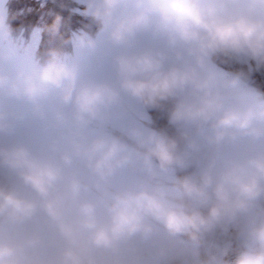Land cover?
Listing matches in <instances>:
<instances>
[{"label": "clouds", "instance_id": "1", "mask_svg": "<svg viewBox=\"0 0 264 264\" xmlns=\"http://www.w3.org/2000/svg\"><path fill=\"white\" fill-rule=\"evenodd\" d=\"M74 2L0 14V264H264V0Z\"/></svg>", "mask_w": 264, "mask_h": 264}, {"label": "trees", "instance_id": "2", "mask_svg": "<svg viewBox=\"0 0 264 264\" xmlns=\"http://www.w3.org/2000/svg\"><path fill=\"white\" fill-rule=\"evenodd\" d=\"M57 7V8H56ZM52 9H59L61 11H63L64 9L61 7L60 4H51L49 3L46 7V14L49 13V21H50V25H49V29L48 32H50V36L48 38L49 44L51 45H56L58 46L59 42H63L65 40L66 37V30L68 27V23L70 22V18H68V16L65 15V18H61V23L58 27V29L55 27V21L57 16H54V12L51 10ZM59 13V11H58ZM57 32H61L62 37L58 36L54 37L52 36V34L57 33ZM257 83L260 84V86L264 87V78H258Z\"/></svg>", "mask_w": 264, "mask_h": 264}, {"label": "rangeland", "instance_id": "3", "mask_svg": "<svg viewBox=\"0 0 264 264\" xmlns=\"http://www.w3.org/2000/svg\"><path fill=\"white\" fill-rule=\"evenodd\" d=\"M6 3H7V0H0V14L4 15L5 17L7 16L6 12H7V8H6ZM84 20V23L87 24L89 23L86 18L85 19H78L77 21L78 22H81ZM40 29V27H39ZM37 34H39V31L37 33V31H35V33L33 34V37H32V40H31V44L32 43H35L36 42V37H37ZM61 35V32H57L54 36H60Z\"/></svg>", "mask_w": 264, "mask_h": 264}]
</instances>
